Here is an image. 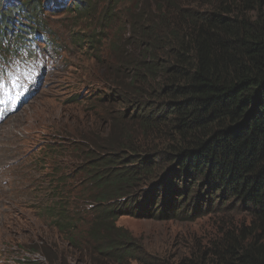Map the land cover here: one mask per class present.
<instances>
[{
  "label": "trees",
  "instance_id": "16d2710c",
  "mask_svg": "<svg viewBox=\"0 0 264 264\" xmlns=\"http://www.w3.org/2000/svg\"><path fill=\"white\" fill-rule=\"evenodd\" d=\"M65 1L0 5V40L16 25L21 33L48 27L46 12L94 20V30L74 43L109 69L103 85L65 101L90 102L84 112L93 121L76 130L70 148L96 189V204L88 228L79 227L84 217L70 202L48 207L60 210L52 218L59 232L72 227L67 234L76 244L83 233L79 251L95 256L94 264H127L140 260L141 249L117 225L125 212L163 219L235 210L249 221L231 223L213 247L177 263L264 264V0H220L205 10L179 2L196 0H160L156 9L129 0L134 15L122 7L125 0ZM124 17L130 32L111 41L112 58L110 32Z\"/></svg>",
  "mask_w": 264,
  "mask_h": 264
},
{
  "label": "rangeland",
  "instance_id": "374dc122",
  "mask_svg": "<svg viewBox=\"0 0 264 264\" xmlns=\"http://www.w3.org/2000/svg\"><path fill=\"white\" fill-rule=\"evenodd\" d=\"M9 1L0 0V5L8 6ZM196 1L195 4L179 2L205 10L215 8L220 0ZM69 3L66 0L64 4ZM133 3L123 1L122 7L125 12L131 10L130 15L136 14V8L143 5L149 4L156 9L162 1L142 0L136 8ZM47 14L49 28L55 32L51 38L65 51L64 65L57 71H50V56L46 57L43 72H40L42 78L32 96L0 124V264H94L99 261L92 254L86 259L87 252L79 251L86 246L83 233L76 244L70 243V234H67L73 232L72 227L59 232L52 218L60 210H48V207L58 201L62 202V207L70 202L69 208L84 217L79 227H89L88 220L96 204L93 200L96 189L79 172L80 159L70 147L75 143L76 130L89 129L93 116L84 112L87 107L84 104L90 102L66 105L65 101L78 90L88 91L94 87L89 85H103L99 82L100 76L109 69L97 64L92 50L73 46L76 38L94 30V20L78 19L75 12ZM97 21L100 24V20ZM119 31L124 33L122 37L129 35L126 17L110 32L112 36L106 52L112 58L115 49L111 48V41L113 45ZM19 54L11 49L5 63L0 59V93L10 89V81L21 64V58L15 59ZM11 65L15 74L11 72ZM111 67V72L115 71ZM132 73L126 70L128 77ZM61 129L65 137L61 136ZM29 136L33 142L28 144ZM225 202L226 206L232 204L229 200ZM175 214L171 218L151 219L125 212L117 219V225L129 231L141 249L136 257L142 261L130 259L127 264H178L182 258H195L205 248L213 247L231 223L238 225L249 221L246 214L235 210L200 212L196 218L176 217Z\"/></svg>",
  "mask_w": 264,
  "mask_h": 264
},
{
  "label": "bare ground",
  "instance_id": "6f19581e",
  "mask_svg": "<svg viewBox=\"0 0 264 264\" xmlns=\"http://www.w3.org/2000/svg\"><path fill=\"white\" fill-rule=\"evenodd\" d=\"M29 138H30V140L29 141H27L28 142V144L32 141V137H30L29 136ZM33 142V141H32ZM19 212L18 213H20L21 212V210H22V208H21V206H19ZM16 208H15V206L13 207V211L15 210Z\"/></svg>",
  "mask_w": 264,
  "mask_h": 264
}]
</instances>
